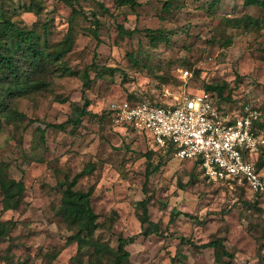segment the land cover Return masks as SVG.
<instances>
[{"label": "rangeland", "instance_id": "374dc122", "mask_svg": "<svg viewBox=\"0 0 264 264\" xmlns=\"http://www.w3.org/2000/svg\"><path fill=\"white\" fill-rule=\"evenodd\" d=\"M65 1L78 11L72 19ZM136 1L131 9L115 0H0V13L45 35L51 47L72 26L74 43L59 66L81 75L96 64L88 69L91 83L84 91L88 113L76 127H47L45 142L38 128L63 123L82 106L84 78L60 76L50 65V74L40 75L46 88L9 99L22 115L3 122L0 161L10 177L23 181L25 192L15 209L0 203V219L14 223L0 238V264H76L77 245L68 241L76 229L59 215V182L85 168L75 189H92L99 223L86 234L113 250L119 237H132L125 247L129 264H222L228 257L217 262L216 249L201 247L215 239L233 255L230 264H264V197L238 183L208 181L195 162L152 148L149 135L116 125L108 114L127 96L161 101L163 86L179 88V69H187L192 76L182 88L188 93L217 85L226 106L260 108L264 138V9L243 0ZM118 25L133 34L121 35ZM257 157L264 173V144ZM147 159L160 163L146 186L155 225H145L144 233L138 201L145 196ZM91 253L88 248L81 255V264L111 263V254Z\"/></svg>", "mask_w": 264, "mask_h": 264}, {"label": "trees", "instance_id": "16d2710c", "mask_svg": "<svg viewBox=\"0 0 264 264\" xmlns=\"http://www.w3.org/2000/svg\"><path fill=\"white\" fill-rule=\"evenodd\" d=\"M115 1L118 6L124 5L131 9L137 5L136 0ZM65 3H67L68 6H71V1H65ZM243 4L246 6L257 5L264 9V0H243ZM100 6L102 5L100 4ZM168 6H170V3L165 1L163 8H168ZM77 12L78 11L72 7L70 19H72L73 15ZM97 26L98 23L96 21L95 27L92 30L95 38H97L98 35ZM118 31L121 35L130 36L133 34L134 29L126 30L122 25H118ZM44 36L45 35L41 37V34H39L36 29L21 26L15 21L10 20L9 16L0 13V130L3 122H14L22 115L15 107L10 105L9 99L24 97L39 89L46 88L48 86L47 82L41 78L40 75L44 71H47L50 74V69L46 70L50 65L53 69L61 71V73H58L60 76H82L84 78L82 83V106H77L78 108L73 111L72 115L65 122L60 124L47 123L44 128H38L39 140L41 142H45L44 136L47 127L62 129L65 124H71L72 127H76L81 123L82 118L88 113L87 106L89 100L84 96L85 88L91 83L88 69L96 66L95 62H92L90 66L84 68L81 75L79 70L72 69L68 65L62 64L59 66L62 62L61 59L71 51L74 43L73 29L71 25L67 30V35L54 47L49 46L47 37ZM53 69L51 70L54 71ZM182 85L183 80L182 83L177 86L180 87ZM163 87L175 88L176 86L166 84ZM202 89L214 93L219 104L224 108L229 110L233 109L230 105L226 106V104H224L227 98L221 96L222 87L210 84ZM59 100L64 102L66 101V98L60 97ZM125 100L131 103L144 101L135 99L133 96H127ZM150 101L157 104H160L161 102L160 100L155 99ZM237 108H239V106ZM108 114L110 115V112H108ZM260 121L261 120L256 122V127L258 129L261 125ZM165 154L173 157L172 149L169 147L165 151ZM257 156L253 159V163L257 169H260ZM159 163L160 162L154 165L149 159L146 160L145 181L143 184L145 196L138 201L141 209V214L138 215V220L144 228V233L148 232L145 225H155L149 219L148 215L147 203L149 201V196L146 192V186L150 175L157 169ZM195 163L198 165V161ZM7 168L8 164L0 161V192L2 194L0 203L3 209H15L22 201L25 192V185L21 179L10 177L7 173ZM85 173L86 168L75 174L72 178H69L66 175L64 180L59 182V186L62 188L59 215L70 228L76 229L68 239L69 243L75 242L77 245L73 261H75L76 264H81V255L90 248L92 249L90 258L93 256L98 257L101 253H106L112 255L110 264H129L130 254L125 247L128 243L133 241L132 237L127 239L119 237L117 239V248L116 250H113L108 244L99 242L98 240H90L86 234L87 232H94L99 227V223L97 221V215L93 211L90 203L92 189L90 188L87 191L75 189L78 179ZM13 226L14 223L12 220L4 221L0 219V238L7 237ZM156 230L157 228L154 229V231ZM201 247H213L216 249L215 260L217 262L221 261V256L223 255L228 257L229 260L233 257L230 252L225 250L219 239L210 240L202 244ZM229 260L221 262L222 264H230ZM98 264H100L99 261Z\"/></svg>", "mask_w": 264, "mask_h": 264}, {"label": "built area", "instance_id": "2783aa9c", "mask_svg": "<svg viewBox=\"0 0 264 264\" xmlns=\"http://www.w3.org/2000/svg\"><path fill=\"white\" fill-rule=\"evenodd\" d=\"M179 71L183 85L163 88L160 104L149 99L114 103L109 110L112 121L149 135L152 148L170 147L179 161H198L208 181L238 183L264 197V173L253 163L264 144L256 127L261 110L248 104L229 110L204 89L188 93L183 88L192 74Z\"/></svg>", "mask_w": 264, "mask_h": 264}]
</instances>
